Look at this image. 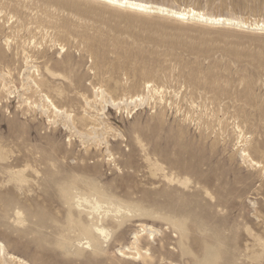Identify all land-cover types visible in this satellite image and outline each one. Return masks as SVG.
I'll return each instance as SVG.
<instances>
[{
  "label": "rangeland",
  "instance_id": "obj_1",
  "mask_svg": "<svg viewBox=\"0 0 264 264\" xmlns=\"http://www.w3.org/2000/svg\"><path fill=\"white\" fill-rule=\"evenodd\" d=\"M0 264H264V0H0Z\"/></svg>",
  "mask_w": 264,
  "mask_h": 264
},
{
  "label": "bare ground",
  "instance_id": "obj_2",
  "mask_svg": "<svg viewBox=\"0 0 264 264\" xmlns=\"http://www.w3.org/2000/svg\"><path fill=\"white\" fill-rule=\"evenodd\" d=\"M127 3H129V5H132V4H135L134 2H131V1H126ZM139 4V3H138ZM139 5H142V4H139ZM176 13V12H175ZM177 15H178V17H182V13H177ZM99 230H101L102 232H104V230L103 229H99Z\"/></svg>",
  "mask_w": 264,
  "mask_h": 264
}]
</instances>
